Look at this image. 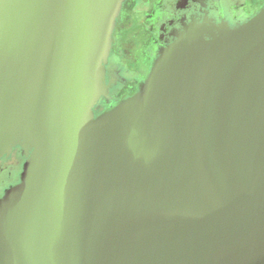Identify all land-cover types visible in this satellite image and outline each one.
I'll list each match as a JSON object with an SVG mask.
<instances>
[{
    "label": "water",
    "instance_id": "water-1",
    "mask_svg": "<svg viewBox=\"0 0 264 264\" xmlns=\"http://www.w3.org/2000/svg\"><path fill=\"white\" fill-rule=\"evenodd\" d=\"M124 2L0 0V264H264V6L96 116Z\"/></svg>",
    "mask_w": 264,
    "mask_h": 264
},
{
    "label": "flooded vegetation",
    "instance_id": "flooded-vegetation-1",
    "mask_svg": "<svg viewBox=\"0 0 264 264\" xmlns=\"http://www.w3.org/2000/svg\"><path fill=\"white\" fill-rule=\"evenodd\" d=\"M264 0H125L107 65L110 95L96 116L139 91L162 49L194 22L234 27L253 18ZM26 158L20 147L0 159V198L21 182Z\"/></svg>",
    "mask_w": 264,
    "mask_h": 264
}]
</instances>
